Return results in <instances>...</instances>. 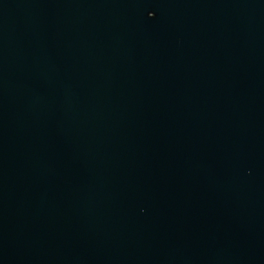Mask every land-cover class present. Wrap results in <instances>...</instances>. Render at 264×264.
<instances>
[{
  "label": "water",
  "instance_id": "water-1",
  "mask_svg": "<svg viewBox=\"0 0 264 264\" xmlns=\"http://www.w3.org/2000/svg\"><path fill=\"white\" fill-rule=\"evenodd\" d=\"M0 264H264V0H0Z\"/></svg>",
  "mask_w": 264,
  "mask_h": 264
},
{
  "label": "snow or ice",
  "instance_id": "snow-or-ice-1",
  "mask_svg": "<svg viewBox=\"0 0 264 264\" xmlns=\"http://www.w3.org/2000/svg\"><path fill=\"white\" fill-rule=\"evenodd\" d=\"M148 14H149V16H154V15H155V14L152 13V12H149Z\"/></svg>",
  "mask_w": 264,
  "mask_h": 264
}]
</instances>
